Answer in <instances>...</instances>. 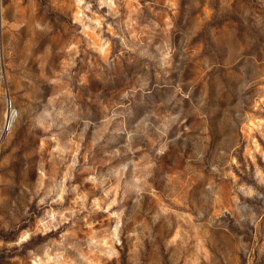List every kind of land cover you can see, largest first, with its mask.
I'll return each mask as SVG.
<instances>
[{
	"label": "clouds",
	"instance_id": "9594fccd",
	"mask_svg": "<svg viewBox=\"0 0 264 264\" xmlns=\"http://www.w3.org/2000/svg\"><path fill=\"white\" fill-rule=\"evenodd\" d=\"M0 264H264V0H0Z\"/></svg>",
	"mask_w": 264,
	"mask_h": 264
}]
</instances>
